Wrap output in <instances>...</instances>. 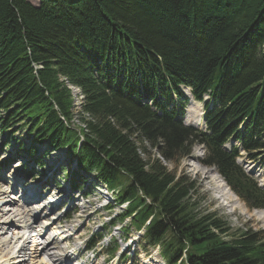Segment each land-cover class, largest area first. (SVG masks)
<instances>
[{
  "label": "trees",
  "instance_id": "trees-1",
  "mask_svg": "<svg viewBox=\"0 0 264 264\" xmlns=\"http://www.w3.org/2000/svg\"><path fill=\"white\" fill-rule=\"evenodd\" d=\"M59 76L81 89L85 127ZM182 84L210 95L207 131L180 119ZM0 112L4 147L16 140L17 155L40 164L64 148L74 188L94 176L116 190L131 202L121 219L135 214L138 229L154 215L145 239L167 264H264V233L234 232L196 199L193 179L177 181L141 145L178 162L204 144V162L264 208V190L236 161L240 148L251 159L264 149V0H0ZM231 138L237 146L223 150Z\"/></svg>",
  "mask_w": 264,
  "mask_h": 264
},
{
  "label": "rangeland",
  "instance_id": "rangeland-1",
  "mask_svg": "<svg viewBox=\"0 0 264 264\" xmlns=\"http://www.w3.org/2000/svg\"><path fill=\"white\" fill-rule=\"evenodd\" d=\"M29 1H31L36 6L40 3V0ZM62 80H67V78H61L59 76L58 81ZM65 86L69 87L73 96L72 106L73 111L76 113L74 122L76 125L82 124L83 127H85L86 124L82 120H89L90 115L84 113V100H82L81 93L79 92L81 90L79 87L71 85L69 81ZM203 112L204 104L196 105L193 107H190L188 105L187 124H193L195 118ZM0 116H5V112H0ZM122 130L123 132H125V129ZM137 133H140V131H137ZM138 136L141 137L140 135ZM16 138L21 141L25 139L27 140L28 137L24 131H19L16 134ZM16 143V140L11 141V144L5 149L6 153L2 156V160H4L12 153L16 146ZM141 145H143L146 150L150 151L153 158L161 163L163 162L168 172L170 171L177 175V181L180 180L179 178H186L188 180L195 179L194 181L197 185L195 195L196 199L201 202V205L206 211H214V213H218V215L223 219L228 220L229 218V222L233 230H246L250 228L252 230L262 231L264 233V210L250 209L246 205L245 201L240 196H237L232 190V194H230L229 192V195L232 199V205L226 204L224 202V199L218 196L219 192H217L216 187H214L215 185H213L211 182V180L214 179L216 175H218V177H220L224 184H226L228 190L231 187L227 185L222 176L218 174L214 167H212L213 165L206 166L203 163L202 159L204 156V148L198 145L195 146L193 153L189 157L183 156L182 159L177 162L176 160L165 159L161 154V149H157L155 147L152 148L150 146L149 140L143 139ZM146 154L147 153H144L142 151L140 153V155L144 159L146 157L148 158V154ZM53 157H58V155H50L49 157L44 158L45 168L39 171L40 174H36V179L29 180L30 182L27 186H25V188L23 186L22 188L20 187L23 184L21 174L25 173L29 169L30 165H28L26 161L32 164H34V162L28 159L22 162H16L10 167L11 169H7L5 177L2 178V181L0 183V190L2 192H7L5 195L7 199L17 197L16 199L22 201V199H24L26 196H31V192L37 191L39 189H44L43 185L53 183V180L58 175L57 172L61 171L58 164L55 163L53 165L51 164V162L57 161L59 164L61 163L60 166L62 167L63 161H66V153H62V158H64L62 160H56ZM259 158V160H254V162H252L251 160H249L245 153H242V155L240 156V165H242V167L249 174L257 178L262 189H264V154L259 155ZM146 169L148 170L149 167H146ZM71 172L72 167L70 169L69 166H67L66 176L68 177V174ZM61 177L65 178V174L63 171H61ZM91 182L92 184H90ZM96 182L97 180L92 176L89 179V182H87L84 187V189L86 188V190L84 191V189H82L77 193H73L74 191H70L71 186H68L69 189H67V191H64L66 190V188L62 186L64 190H62V194L60 196H58L57 192H54L52 190L53 186H50L45 192L46 200L44 201V203H42L40 199H37L35 201V206L37 207H42V205L45 203H47L48 206H52V204H49L48 200L50 198H54L57 199V202L55 203H58L59 205V207L53 212L49 211V209L46 210L45 207L43 212L48 213L49 215L53 213L48 221L39 223L42 219H45V217L47 218L48 215L46 216L45 213H42L40 216L38 215V213H35L36 219H32L33 222L35 220H39V226H44L46 223H49L46 228L41 227L38 229L37 227L36 229L41 230L40 232L42 233V235L40 233V236L42 241L45 238H55L56 244L54 245V247H57V250H55V255L57 257L53 264H66V259L61 256L60 251L62 249L61 244H65V242H67V244H69L70 246L67 257L78 258L82 255L83 261H86L87 258H90L91 260L92 258L96 257L95 264H161L162 259L160 258L155 247H147V249H143L141 247L139 239L141 233L139 234L135 231V229H133L132 232L130 231L131 236L127 242H121L123 253L120 259H108L109 256L104 253V251L106 250V242L109 239L108 236L96 247L93 252H84L86 241L90 238V236H92L93 234H97L106 221H109V219H113L116 214L121 212V208L118 205H114V209L109 212L102 209V206L106 203H110V205H113L114 200H112V196L110 193H106L104 185H97ZM66 184L68 185V181ZM97 186H99V188L95 189L94 187ZM50 190L54 193H51L49 194V196H47ZM54 190L56 191V189ZM30 204L31 200L28 199L26 200V202H24V207L26 209H29ZM8 209H10V214H14V211L16 210V208L11 206H9ZM67 214L69 217L67 216ZM129 222L130 221L127 220L125 223L128 224ZM124 225L125 224H121L119 227L117 226L112 229L111 236H115L120 240V236L122 233L121 227ZM22 230V228L12 226L7 231V233L4 234V236H8V238L13 240V238H17L19 237V235L23 234ZM62 232H64V234H62ZM33 233L35 234L36 231L34 229L32 231L30 228H28L27 236L32 235ZM69 233H71V238L67 240ZM20 241L21 244L25 243V245H27L30 239L25 240L23 238L24 242H22V238H20ZM22 255L23 252H18L16 255V260L20 259ZM34 256H36V263H39L43 258V254H34ZM155 261H157L158 263H156ZM30 263L31 262L29 261L25 264ZM88 264H90V262Z\"/></svg>",
  "mask_w": 264,
  "mask_h": 264
},
{
  "label": "bare ground",
  "instance_id": "bare-ground-1",
  "mask_svg": "<svg viewBox=\"0 0 264 264\" xmlns=\"http://www.w3.org/2000/svg\"><path fill=\"white\" fill-rule=\"evenodd\" d=\"M186 92L188 95L191 97L190 100V107L200 105L201 102L200 100L196 98H192V88L188 86V90L186 89ZM82 100L84 99L83 94H81ZM199 123V121L197 122ZM25 141L27 142L28 139ZM62 149V148H60ZM41 154V153H40ZM51 154H49L46 157H49ZM3 154H0V157H2ZM45 158V157H44ZM44 158H42V164L37 163L35 161V158L33 159L30 156H24L22 157L23 160H32L35 165L37 166H45V161ZM67 164H70L69 161H63L62 164V171L64 172L65 167ZM61 165V163H60ZM217 176V177H216ZM214 179L211 180L212 184L215 185L217 192H219L218 196L224 199V202L226 204H231L232 199L229 195L232 194L233 192L231 189H227L226 184L216 175ZM6 193L7 192H2L0 190V264H25L28 263L29 261L31 262L30 264H53V259L54 256L51 254H48V250L51 247H54L56 244L55 238H45L43 241L40 236V231L36 229V233L32 236H30V241H28V244L25 245V243L21 244L20 238L25 239V232H27V228L30 226V221L35 218V213H32L31 209H24V207L21 205L20 201L16 199L17 197H14L12 199H7L6 198ZM235 196V195H234ZM8 197V196H7ZM232 205V204H231ZM9 206L16 208L14 211V214H10V209ZM43 210L41 212H38V215L40 216L42 214ZM47 216V215H46ZM260 217V216H259ZM46 219V217H45ZM39 220H35L33 224H38ZM52 224V223H51ZM49 224L43 226V228H46ZM16 226L19 228H22L23 234L19 235L17 238L10 239L8 236H4V234L7 233V231L12 227ZM45 230V229H44ZM21 232V231H20ZM64 234V232H62ZM42 235V233H41ZM71 236V233L69 234ZM28 240V237L27 239ZM26 242V241H25ZM18 252H23V255L20 259L16 260L17 258V253ZM34 254H43V258L40 260L39 263H36L35 259L36 256Z\"/></svg>",
  "mask_w": 264,
  "mask_h": 264
}]
</instances>
